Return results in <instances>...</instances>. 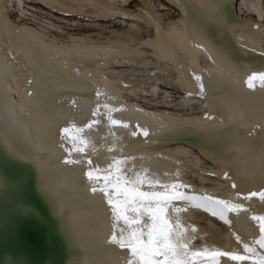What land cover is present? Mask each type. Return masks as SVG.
I'll return each mask as SVG.
<instances>
[{
  "label": "bare ground",
  "instance_id": "1",
  "mask_svg": "<svg viewBox=\"0 0 264 264\" xmlns=\"http://www.w3.org/2000/svg\"><path fill=\"white\" fill-rule=\"evenodd\" d=\"M169 1L181 17L164 23L151 18L153 36L144 44L172 70L176 86L201 98L205 109L198 113L145 106L125 96L121 80L105 66L120 46L58 43L9 20L0 0V238L12 225L11 215L42 219L17 196L25 173L11 178L2 169L6 161L29 172L60 242L59 264H126L130 250L108 242L110 206L103 192L91 191L86 176L111 166V177L132 178L146 170L149 178L187 186L175 191L242 205L221 220L197 207L173 213L186 204L172 200L169 215L173 224L179 215L183 226H195L188 232L191 249L248 257L220 256L217 264H253L258 256L246 253L244 244L264 256L253 243L261 236V222L252 219L264 216L259 195L264 192V87L256 80L251 88L246 83L253 73L264 72V25L239 14L245 6L259 20L261 0ZM62 129L69 131L62 135ZM74 143L84 151L71 150ZM141 190L162 191L147 184ZM203 215L209 218L201 222ZM148 223L145 215L131 227L146 231ZM119 227H126L123 221ZM0 264L24 261L3 253Z\"/></svg>",
  "mask_w": 264,
  "mask_h": 264
},
{
  "label": "rangeland",
  "instance_id": "2",
  "mask_svg": "<svg viewBox=\"0 0 264 264\" xmlns=\"http://www.w3.org/2000/svg\"><path fill=\"white\" fill-rule=\"evenodd\" d=\"M1 3L9 20L36 29L58 43L85 40L120 46L121 51L105 59V66L121 80L125 96L150 107L193 113L205 109L198 95L182 91L173 83L172 70L157 61L150 46L144 44L153 36L151 18L164 23L181 17V12L171 1L1 0ZM241 8L242 19L260 21L264 25V0H261L259 20L254 11L245 6ZM182 97L189 100L182 103ZM207 217L203 215L200 221ZM212 220L221 227L219 221Z\"/></svg>",
  "mask_w": 264,
  "mask_h": 264
},
{
  "label": "snow or ice",
  "instance_id": "3",
  "mask_svg": "<svg viewBox=\"0 0 264 264\" xmlns=\"http://www.w3.org/2000/svg\"><path fill=\"white\" fill-rule=\"evenodd\" d=\"M254 80L258 81L261 87H264V72L253 73L246 79L250 88L254 87ZM105 107L107 108V106ZM93 114L95 115V111ZM109 119L111 120V117ZM111 123L115 124L117 121L111 120ZM70 127L74 126L70 125ZM68 131L69 129H62V135ZM144 134L147 135V132ZM81 143L86 144L87 142L81 140ZM71 150L82 152L84 148L74 143ZM67 162L72 163L73 161ZM88 163L90 164L91 161ZM110 169L111 166L107 169L97 167L86 172V176L90 182H93L91 191L103 192L106 202L110 206L113 234L109 237L108 242L117 245L120 249L127 248L130 250V258L126 260V264H217V257L220 256L230 257L233 261L248 259L247 256L235 252L223 253L207 247L191 249V237L188 232L189 230L195 232V226H183V221L179 215L176 216V223L173 224L169 215V205L172 200H181L186 204L184 209L172 208L173 213H181L186 211L188 207H197L210 212L213 216H218L221 220L226 219L228 212L242 209V205L231 204L207 195L196 196L175 191L187 186L149 178L146 170H144V174L137 173L134 177L128 178L120 173L111 177ZM101 180L103 181L102 184H100ZM97 184L100 186L97 187ZM145 184L153 188L159 186L162 191H142L141 186ZM110 188L112 191H109ZM250 195L256 196L257 193ZM259 195L264 199V192L259 193ZM239 196L240 194H237V198ZM129 212L137 213L138 216L133 218L128 215ZM145 215L150 221L144 225L146 231L140 227H131L132 224H139L140 217ZM252 219L261 222L259 228L261 236L253 243L264 249V216H254ZM121 221L126 227H119ZM243 247L246 253L258 256L253 264H264V256L255 253L248 244H244Z\"/></svg>",
  "mask_w": 264,
  "mask_h": 264
},
{
  "label": "water",
  "instance_id": "4",
  "mask_svg": "<svg viewBox=\"0 0 264 264\" xmlns=\"http://www.w3.org/2000/svg\"><path fill=\"white\" fill-rule=\"evenodd\" d=\"M3 171L13 179L25 173V179L20 183L17 196L23 203L29 204L41 214L42 219L33 215H11L9 228L0 238V254L10 257L20 256L24 264H41L50 260L52 264H59L62 253L60 242L52 232V223L45 215L43 206L33 191L29 172L11 162L2 161Z\"/></svg>",
  "mask_w": 264,
  "mask_h": 264
}]
</instances>
